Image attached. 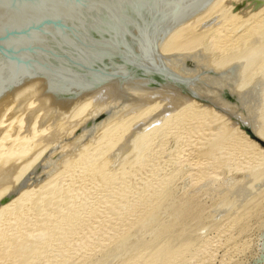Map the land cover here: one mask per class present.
I'll list each match as a JSON object with an SVG mask.
<instances>
[{
	"label": "rangeland",
	"instance_id": "rangeland-1",
	"mask_svg": "<svg viewBox=\"0 0 264 264\" xmlns=\"http://www.w3.org/2000/svg\"><path fill=\"white\" fill-rule=\"evenodd\" d=\"M254 1H256V4ZM225 6L222 7L220 12H224L225 10L226 12H224L223 14H220V12H215V14L213 13V15L210 16L206 21L202 22L201 25L195 28V30L192 32V35L191 33H188L189 36H187V34H183V37L185 36V38L182 39L183 41H178V44L174 45L176 47L172 48L167 52L166 55H164V58L166 57L168 59H171L174 55L175 56L173 58L182 57V60L183 58H185V60H183L182 62H186H184L183 65L178 68L179 72L174 71V74L183 79H195L196 81L198 80L200 84L202 83L201 85L204 86L203 91L199 92L198 94V96H202L200 97V103L204 105L212 104L215 109L211 108L210 106L205 107L204 105H201L199 103L196 104L200 107L204 106L205 108L210 110V112H212L214 116L218 117V120H216L215 117H211L210 119V116L207 118V115H202L203 117L200 116L198 117L200 119H197L195 121V124L198 126L197 128L201 130L202 133L200 134V136H197L199 137V139L197 138V141L195 140L197 143L195 142V145H193V143L190 148H193L192 151H195V148V155L197 153L198 159L201 158L200 160H202L203 163L205 162L203 170H198L200 173L196 171L197 174H195L193 171V174L192 171H188L185 167H180V169L177 167L178 170L175 168L177 165L174 162L176 158L178 160L181 157L179 155L188 152V150L190 149L187 146L188 150H184L186 147L181 145L179 142L178 145L175 138L171 137V139H167L168 143H165V148L162 147V150L160 149L163 153L168 152V155L162 154L165 155L163 156L164 158H162V161H165V164L163 166L159 167L160 164L156 163L158 164V166L156 167L162 169V172L158 173L159 178L157 174V180H162L165 175H167L165 179H170L173 173H176L175 177L177 179H175V182H173V179L172 184L170 185V189L164 192L163 197L166 198L164 201L165 204H162L161 206L162 208L163 206L174 202L175 204H173L177 208H175V211H170L166 215L167 218H165L166 216L163 215L160 219L163 218L162 220H165L166 225L169 221L171 222V224L173 223L172 227L168 230V233H174L175 240H178V245L184 242L182 241V238L184 237L185 241H187V238H189L188 240L192 241V247L196 248L198 246V250L199 245L202 246V244L205 242L202 248L206 253L201 252L203 251L202 248L201 251H197V253L202 254L198 257L199 259L201 258L200 260H202V262L198 264H264V154L259 153V155H256L257 153H254L255 155L252 154L253 157L250 156L249 159H244L242 157L239 159L237 158L239 151L244 152L243 150L245 148V150H249V147L251 148V146L255 149L264 151V147L246 133V129H248L250 132H252L256 139L264 142V35L261 34L262 41L259 40L261 41L259 42L260 44L258 43L259 47H256L251 46V44L249 43L250 39H248V35H246L248 34V32L246 31V25L238 23L237 26H233V31L230 29L229 31H223V29L226 28L223 26L227 19L232 20L233 18L232 21H228V23L232 22L233 24V22L235 23V21L237 22V20H240L241 17L247 16V14H252L254 12H264V0H259V2L258 0H228L226 1ZM228 15H231L232 17L229 16V18H227ZM224 19L225 21H223ZM220 22H222V24ZM221 31L227 36H229L228 34L232 31L234 37H238L237 42H240L239 44L237 43L238 46L235 45L236 47L234 46V48H229L230 51H227L225 49L227 47H222V42H220L221 40L219 39L223 35L220 34ZM232 33H230L229 36L230 38L232 37L231 39H233ZM226 35H223L222 37H227ZM229 37L227 38L229 39ZM227 38L224 39L228 40ZM242 39L243 41H240ZM182 43L185 44L183 45V48L181 47ZM261 46H263V48ZM259 48H261V50ZM202 58L203 61L206 60L204 61V63L202 61ZM205 63H207L206 66ZM168 66L170 67V64H168ZM235 69H238V71L240 69L241 71L242 77L241 75L237 76L240 80H238V78L235 76L229 77V75L232 73V71H235ZM234 80H236L235 83ZM195 96L198 97L197 95ZM163 107V105H159L157 102H154L151 105L138 110L133 115L126 116L130 118L132 116L138 115L139 113L138 117L132 122L128 130H122L119 132V134L112 135L113 137L110 136V138L108 139L104 138L106 136L101 134L103 131L97 132L96 135H94L95 138H97L93 142L92 146H81L80 150L83 152H81L80 154L79 152H76V155L78 156L73 161H70L68 157L63 158L60 169L52 174L49 178L44 180L37 188L32 191L21 190L19 194L10 202L5 205H0V222L4 221L9 225L7 230L3 231L8 232L9 237H7L6 240L0 238V264H127L132 258V255L136 254L143 244L150 242L152 240L151 237L154 236L152 235L154 231L150 229L151 226L149 227V225L141 226L142 224L146 223L148 219L141 221L142 223L138 224V222L136 223V220H138L136 218V220L134 219L133 223L129 225V222L127 224L123 222V219H125L123 218V213H126L127 210L125 209L129 208L128 206H131L133 201L137 199V196L135 195V193L137 194V192H134L133 190V187L135 188L136 185L131 186L132 182L135 183V181H133V177L137 173L136 169L151 171L152 166H149L150 163L152 164L153 161L156 162L157 157L161 155V151H159L160 153L158 152L159 154H153L154 152H157V148H153L154 150L152 149L151 152L150 146L145 147L144 143L149 138L150 132L156 127L160 126L162 122L165 121L166 118H168V115H166L162 119L163 121L161 120L162 122L146 129L145 131L135 136L133 141L132 154L125 153L122 156L112 159L108 164H103V161L115 150L117 144L122 140V134L124 135L125 132H129L135 124L145 120L150 116L155 115ZM144 109L145 111H143ZM140 111H142V113ZM104 112L105 111L101 112V114H104ZM204 116L206 118H204ZM187 117L188 116H186L185 118L187 119ZM88 119L83 123L87 122ZM83 123L79 124V127L77 126L71 134L66 135L65 138L59 140V142L57 143L73 138ZM220 123H222V125H220ZM158 131L159 130L154 132L155 134L151 138L152 144H154L158 140V137L160 138L161 136L159 135ZM210 131L211 133H209ZM235 132H238L237 134H240L242 137H244V139L246 138V141L250 139L249 143H245V141H243L242 143V141H239L235 136ZM156 133H158L159 136ZM207 133H209V135ZM7 135L8 130L5 131L2 136L6 137ZM154 138H156L157 140ZM34 139L35 137H30L31 141H29L28 143L34 141ZM153 139L155 142L153 141ZM182 141L181 143H183ZM57 143L45 148L44 151H42L38 156L32 159L28 167L24 169L23 173H21L18 179H16L17 181L15 183V186L11 189H3L0 191V200L9 195L17 187L21 180L38 164L42 157L52 147H55ZM86 143L87 142H84V144ZM76 144V146H78L79 142H77ZM99 144H102L103 146L101 153L102 156L100 157L93 154L92 150L94 146L97 147L99 146ZM63 145L64 143L60 144V146ZM69 145L67 147L65 146L59 148L56 154H59L60 152L64 153L66 150H72L73 146L70 145L72 146L70 147ZM247 145L249 147H247ZM10 148H13L12 144L10 145ZM168 150H172L173 153H171L170 151L169 154ZM5 151L6 149H4V145L0 146V156ZM175 155H177L179 158L177 156L176 158H174ZM172 156L174 160L173 162L171 160ZM90 160L93 161V164L89 167L88 163L90 162ZM44 163L45 161H42L40 164L44 165ZM57 163L59 162H56V164ZM171 163H174L176 165L172 164L174 166H170ZM84 165H86L88 169V172L85 173L86 178H100L97 179L96 183L102 182L101 178L104 181L105 179H109L112 176L127 177L128 181H126V185L130 186V188L132 189L128 187V189L125 188L126 185L121 187V189L124 193V189L126 191L128 190L130 193H128V191L126 192L128 193V196L127 194L125 195L120 191L119 192L121 194L119 192H114L116 194H112V192H108L107 189L110 188L108 187L106 190H104L105 192H103V190L101 193L99 192L98 199L97 197L92 196L95 195L92 192L91 195L89 193L90 196H87L88 202L89 197H91L92 199L90 201L93 202L94 212L88 211V214H85V212L83 214L80 213L81 211H79V213L75 209L74 211L73 208L72 210L71 208L69 209L64 205L65 203H62L61 201V192H56L53 187L54 185H58L59 182L65 179V177L69 176V174H72L74 171H76L77 167H83ZM49 169H52V166H50ZM49 169H42L36 175H30L29 179L34 178V176L35 179H40L43 175L49 172ZM70 171L73 172L68 173ZM190 174H193V179L192 177H189L191 176ZM129 180L131 183L129 182ZM32 183L33 180H30L29 182H27V185H31ZM119 194L122 197H120ZM87 197L85 199H87ZM119 197L121 201L118 200L120 202H117V198L119 199ZM126 197H131L128 198L131 202H129L130 204L126 202L128 201L127 199H125ZM121 198H124L125 200ZM23 200L24 202L22 203ZM122 206L124 208H122ZM56 208L58 209L57 211L55 210ZM118 208L124 210L121 211L120 209L118 210ZM161 208H158L154 211L156 212ZM82 210L87 211V209ZM9 212L12 214L11 218H13V216L15 217L14 221L12 222L5 219L7 213ZM97 212H101V217L99 216V214H97ZM45 213H51L52 215L46 218ZM55 213H57V216L60 218L57 219L55 217ZM121 213L123 216L121 215ZM97 215L99 216V218H97ZM172 215L175 218L171 217ZM115 216L119 217H117L118 220L115 219ZM74 217H80L79 219L84 217L85 222L89 224H84L83 231L85 229V234L82 231V236L84 234V239L88 238L89 241L87 239L86 240L89 242V244L85 243L84 246L86 248L81 249L80 253L83 254L78 255V257L72 256L73 254L70 256L71 253H68V255L66 250L62 248V244H65L68 241L67 237L65 238L61 236L58 231L55 235L56 228L63 226L68 227L70 225L68 223L69 220ZM166 219L169 220L167 221ZM33 220H35V224L33 223L34 225H26L27 223L31 224ZM162 220L159 221L160 225L158 222V225H156L155 227L154 224V227H152V229L155 230L157 226L160 228L163 227L161 226V223L163 225L165 224L164 221L162 222ZM176 220L178 221L176 222ZM25 222L26 224H24ZM101 222L102 224H100ZM177 223H179L180 225ZM135 225L138 226L136 227ZM86 226L88 230L85 228ZM121 226L123 229L121 228ZM118 227H120L121 229L119 230ZM144 227L148 229L143 230ZM149 229L151 230V233ZM157 230L155 231L157 232ZM186 230H188V232H186ZM119 231L121 234L119 233ZM224 231L226 232V235L224 234ZM221 232H223L225 236L228 235V237H226L227 239L224 238L225 236L219 238V233ZM87 233H90L91 235H87ZM58 234L64 239H62L60 236H57ZM92 234L93 237H91ZM149 234H151L152 236H150ZM180 236L181 239L179 240ZM96 237L98 239H96ZM94 239L96 240V242ZM212 239H214L215 241H208H211ZM207 241L209 243H207ZM71 243H68V245L70 244V247H78L77 242H75L77 244H75L74 242ZM95 244L96 246H94ZM205 244L207 248L205 247ZM227 246L231 248L229 251H232L233 253H230L228 251L230 253L229 254L226 252L228 250ZM134 249L136 250V252L134 251ZM92 250H95V252L93 251V253ZM234 253L236 254L234 255ZM67 255L68 257H66ZM231 255L234 256L231 257ZM19 256H23L24 261H20ZM211 258L214 259L212 260ZM229 258H232V260ZM204 259H206V261ZM43 260L49 261H45L44 263ZM181 262L182 264H186V262L184 263V261Z\"/></svg>",
	"mask_w": 264,
	"mask_h": 264
},
{
	"label": "water",
	"instance_id": "water-1",
	"mask_svg": "<svg viewBox=\"0 0 264 264\" xmlns=\"http://www.w3.org/2000/svg\"><path fill=\"white\" fill-rule=\"evenodd\" d=\"M213 1L0 0V107L27 104L35 122H56L97 95L91 117L74 137L52 147L0 205L21 190L37 188L60 169L63 158L73 161L76 152H83L80 147H91L97 138L93 136L117 117L122 120L154 102L164 103L158 113L135 124L103 164L132 154L135 136L190 103L187 82L166 67L159 49L175 28ZM246 133L264 147L252 132ZM73 142L79 145L56 154ZM42 169L49 172L29 179Z\"/></svg>",
	"mask_w": 264,
	"mask_h": 264
},
{
	"label": "bare ground",
	"instance_id": "bare-ground-1",
	"mask_svg": "<svg viewBox=\"0 0 264 264\" xmlns=\"http://www.w3.org/2000/svg\"><path fill=\"white\" fill-rule=\"evenodd\" d=\"M226 1L228 0H214L210 6L203 12L201 13L200 15L190 19L189 21L183 23L182 25L178 26L177 28H175L166 38L165 40L162 42L161 46H160V49H159V52L160 54L163 56V62L165 63L166 67L174 73V71H178V68L183 65L184 62H182L183 60H185V58H183L182 60V57H177V58H170L172 59H168V58H164V55L167 54L168 51H170L172 48H175L176 46L174 45H177L178 44V41L179 42H182L185 38V36L183 37V34H187V36H189L188 33H191L192 35V32L195 30V28L199 25H201L202 22L206 21L210 16L213 15V13L215 14V12L219 13L220 10L222 9L223 6L226 5ZM255 4H256V1H254ZM259 2V0H258ZM225 4V5H224ZM226 7V6H225ZM224 7V8H225ZM223 8V10H224ZM226 9V8H225ZM226 12V10L224 11ZM224 12H220V14H223ZM216 13V14H217ZM219 15V14H218ZM229 16L231 15H228L227 18H229ZM232 17V16H231ZM226 18V19H227ZM231 20V19H230ZM229 19H227V21L225 22L224 26L223 27H226L225 29H223V31H229L234 29L235 26H237V24H242V25H246L247 26V32L248 34V39H250V44L251 46H256V47H259V42H261L262 38L261 36L264 35V12H254L252 14H247V16H244V17H241L240 20H237V22L235 21V23L232 22L231 23H228V21L230 22ZM233 20V18H232ZM231 20V21H232ZM225 21V19L223 20ZM222 21V22H223ZM222 22H220L222 24ZM227 23V24H226ZM216 24V23H215ZM234 26V27H233ZM215 27V26H214ZM228 27V28H227ZM222 28V27H220ZM243 28V27H242ZM222 30V29H221ZM233 31V30H232ZM232 31L230 33H232ZM230 33L228 34L230 36ZM220 34H223L222 31ZM262 34V35H261ZM223 35H226L225 33ZM222 35V36H223ZM233 35V33H232ZM231 35V36H232ZM243 35V34H242ZM220 37L219 39L221 40L220 42H222V47H227L225 48L227 51L229 50V48H234L235 45L238 46V44L240 42H237V38L234 37L233 35V39H231L229 36V39L227 37L224 36V38H227L228 40L224 39L223 37ZM235 38V39H234ZM246 38V37H245ZM260 38V39H259ZM244 39V38H243ZM240 40V41H243ZM247 39V38H246ZM264 39V38H263ZM182 40V41H180ZM231 40V41H230ZM239 40V39H238ZM261 40V41H259ZM186 41V40H184ZM248 41V40H246ZM217 42V41H216ZM238 43V44H237ZM242 43V42H241ZM259 43V44H258ZM264 43V41H263ZM180 44V43H179ZM219 44V43H218ZM185 45L184 43L181 44V47L183 48ZM188 45V44H187ZM212 45V44H210ZM258 45V46H257ZM241 46V44H240ZM243 46V45H242ZM250 46V45H249ZM187 47V46H186ZM213 47V46H212ZM236 47V46H235ZM263 48V46H261ZM261 50V48H259ZM264 49V48H263ZM230 51V50H229ZM217 52V51H216ZM220 52V51H219ZM179 55V54H178ZM191 57V56H190ZM198 57V56H196ZM260 57V56H259ZM202 61H203V58H202ZM206 61V60H204ZM203 61V63H204ZM192 63V62H191ZM200 63V61H199ZM208 63V62H207ZM205 63V66L206 64ZM168 64H170V67L168 66ZM202 66V65H201ZM200 66V67H201ZM242 68V67H241ZM201 69H204V68H201ZM187 70V69H186ZM192 70V69H191ZM242 70V69H241ZM182 71V70H181ZM196 71V70H195ZM176 73V72H175ZM193 73V72H192ZM202 73V72H201ZM188 74V73H186ZM191 74V72H190ZM243 74V73H242ZM257 74V73H256ZM241 75V71L239 69L235 71H232V73L229 75V77H237V76H240ZM202 76V75H201ZM199 76V77H201ZM234 77V78H235ZM242 77V75H241ZM238 78V77H237ZM236 79V78H235ZM187 84H188V87H189V93H190V98H191V101L190 103L182 106L181 108L173 111L172 113L168 114V118H166L165 121H161L162 124L158 127H156L155 129H153L151 132H150V136L149 138L145 141L144 145L145 147H149L150 146V150L152 152V149L153 148H157V152H154L153 154L155 153H158L159 151L162 150V147L165 146V143H168V140L171 139V137L175 138L177 140V144L178 142L185 146L183 149L184 150H188L187 146L190 148V146L193 144L195 145V142L197 141V138L199 139V137H197L198 135L200 136V134L202 133L201 130H199L197 127V125L195 124L196 120L200 119L198 117L202 116V115H207V118L210 116V119L211 117H215L216 120H218V117L217 116H214L212 114V112H210V110H208L207 108H205L206 106H210L211 108H214V106L211 104V105H204V104H201L200 103V97H202L201 95L198 96L199 92L203 91V85H201L199 83V81L197 80H192V79H184ZM238 80H240L238 78ZM236 80H234V83H235ZM202 82V81H201ZM232 82V81H231ZM216 83V82H215ZM219 83V82H218ZM237 83V82H236ZM233 84V83H232ZM206 85V84H205ZM209 86V85H208ZM218 86V85H217ZM204 93V92H203ZM217 93V92H216ZM195 95H197L198 97H196ZM97 98V95H94L80 103H78L74 108H72L62 119L56 121V122H50L49 120H47L46 118L38 121V122H35V117H34V111L32 110V108L27 105V104H24V105H7V106H1L0 107V146L4 145V149H6L5 152L2 153V155L0 156V191L3 190V189H11L15 186V183H16V179H18V177L21 175V173H23V170L26 169L28 167V165L30 164V162L32 161V159H34L36 156H38L42 151H44L45 148L47 147H50L52 146L53 144L59 142V140L65 138L66 135L68 134H71L74 129L81 123H83L84 121H86L88 118L91 117L93 111H94V107L92 105V102ZM221 101V100H220ZM111 102V100H107L106 103H109ZM159 105H163L164 106V103L162 102H157ZM201 104V105H204L202 107L198 106L197 104ZM104 104V101H101L100 103V106H103ZM221 104V103H220ZM98 103H95V106H97ZM217 106V105H216ZM218 107V106H217ZM215 109V108H214ZM145 111V109L143 110ZM103 112V111H101ZM142 113V111H140ZM139 115V113H138ZM138 115L136 116H132L130 118L128 117H125L124 119L120 120L119 117H117L114 121H112L111 123L105 125L102 127V129H100L98 132L100 131H103L101 134L105 135L106 139L110 138V136L112 135H116V134H119L120 131L122 130H128L130 128V125L132 124V122L138 117ZM186 116L187 119L185 118ZM184 117V118H183ZM197 117V118H195ZM203 117V116H202ZM204 118H206L204 116ZM212 118V119H213ZM220 119V118H219ZM120 120V121H119ZM205 120V119H204ZM208 120V119H207ZM221 121V120H220ZM223 121V120H222ZM198 122V121H197ZM200 122V121H199ZM213 123V121H212ZM217 123V122H216ZM209 125V124H208ZM212 125V124H211ZM220 125H222V123H220ZM205 126V125H204ZM79 127V126H78ZM222 127V126H221ZM216 128V127H215ZM8 130V135L6 137H3L2 135L5 133V131ZM157 130L160 138L158 137V140L156 138L157 141L155 142L154 139L153 141L155 142L154 144L151 143V138L153 137V135L155 134L154 132H156ZM213 130V129H211ZM232 130V129H231ZM208 132V131H207ZM213 132V131H212ZM215 132V131H214ZM217 132V131H216ZM3 133V134H2ZM128 132H125V134L123 135L122 134V138L127 134ZM153 133V134H152ZM158 133H156L158 135ZM211 133V131L209 132ZM209 133H207L209 135ZM236 133V137L239 141H245V143H249V140L246 141V138L244 139V137H242L240 134H237L238 132H235ZM206 134V133H205ZM156 135V137H157ZM158 135V136H159ZM234 136V137H235ZM30 137H35L34 141L28 143L30 140ZM113 137V136H112ZM203 137V136H202ZM93 138H95V136H93ZM168 139V140H167ZM184 140V141H182ZM196 140V141H195ZM181 141L183 143H181ZM201 141V139H200ZM224 141V140H223ZM199 142V141H198ZM77 143V142H76ZM75 142L73 144H70L72 146V149L75 148V146L77 145ZM197 143V142H196ZM204 143V142H202ZM224 143V142H223ZM244 143V144H245ZM251 143V142H250ZM12 144V147L13 148H10V145ZM87 144V143H86ZM185 144V145H184ZM199 144V143H198ZM179 145V144H178ZM222 145V144H221ZM224 145V144H223ZM251 145V144H249ZM87 146H90V145H87ZM176 146V145H175ZM181 146V147H183ZM226 146V145H225ZM77 147V146H76ZM144 147V148H145ZM194 147H197V146H194ZM240 147V146H239ZM247 147H249L247 145ZM102 144H99V146H94L93 147V154L95 155H98L99 157L102 156ZM143 148V150H144ZM165 148V147H164ZM244 148V147H243ZM71 149V148H70ZM161 149V150H160ZM181 149V148H180ZM192 147L188 150V152H185L183 155H179L181 156L180 158L175 155L174 158H176V156L179 158L177 160L174 161L173 160V156L171 158L172 162L174 161L176 164L174 163H171L170 166H174L176 165V169L178 170V168L180 169V167H185L188 171H194L195 174H197V172H199L198 170H203V166L205 165V162L203 163L202 160L198 159L197 157V153L195 155V151L196 149L194 148L195 151H192ZM224 149V148H223ZM239 149V148H238ZM246 149V148H245ZM243 150L244 152H240L239 150V154L237 155V158H248L250 156L253 157L252 154L254 153H257L256 155H259V153L261 154H264V151L263 150H260V149H255L251 146V148L249 147V150ZM91 150V151H92ZM154 150V149H153ZM164 150V149H163ZM182 150V149H181ZM229 150V149H228ZM231 150V149H230ZM242 150V149H241ZM169 151V154H170V151L171 153L172 150H168ZM233 151V150H232ZM235 151V150H234ZM106 152V151H105ZM160 153V152H159ZM158 153V154H159ZM168 153V152H167ZM167 153H163L161 151V155L157 157L156 159V162L153 161L152 164L150 163L149 166H152V169L151 171H148V170H143V169H136L137 170V173H136V177L134 176L133 177V181H135V183L132 182V185H136V187L134 188L133 187V190L134 192H137V194L135 193V195L137 196V199L138 201L134 200L132 205L131 206H128L129 208L125 209L127 210L126 213H123L124 216L123 219L124 223H128L129 225H131V223H133L134 219L136 220V218L138 220H136V223L138 222V224L142 223L141 221H144L146 219H148V221L144 224H142L141 226H146V225H149V227L151 226V230L154 231V233L152 235L149 234L151 237V241L150 242H147L145 244H143L140 249L138 250L137 248V253L136 254H133L132 255V258L130 259V261L127 263V264H182L181 261H184V263L187 261L188 264H198L200 262H202V260H200L198 257L199 255L201 256L202 254H199L197 253V251H201V248L203 247L204 243L202 244V246L199 245V250L197 249L198 246L196 248L192 247L191 244H192V241L188 240L189 238H187L185 241V237L182 238V242L180 245L177 244V241L175 240V235L172 231L173 234H169L168 230L172 227V224L171 222H167L168 224L166 225L165 224V220H162L160 219L163 215H167L170 211H175V203H170L168 205H165L161 208L162 204H165L164 201L166 198L163 197V194L164 192H166L168 189H170V185L172 184V181L174 179L173 182H175V179H176V173L172 174V177H170V179H165L167 177V175H165V177L162 179V180H157V174L158 173H161L162 172V169L159 168L161 166H163L165 163V161H162V158H164L163 156H165ZM223 153V152H222ZM145 154V153H143ZM150 154V153H148ZM162 154H165V155H162ZM229 154V153H228ZM168 155V154H167ZM172 155V154H171ZM255 155V154H254ZM93 157V156H92ZM251 157V158H252ZM263 157V156H262ZM155 158V157H154ZM153 158V159H154ZM166 158V157H165ZM208 158V157H207ZM229 158V157H228ZM206 159V158H205ZM161 160V161H160ZM165 160V159H163ZM167 160V159H166ZM210 160V159H209ZM208 160V161H209ZM243 160V159H242ZM257 160V159H256ZM231 161V160H230ZM261 161V160H260ZM235 162V161H233ZM241 162V161H240ZM160 164L159 167H156L158 166V164ZM167 163V162H166ZM251 163V162H250ZM261 163V162H260ZM59 163H57L58 165ZM93 164V161L90 160V162L88 163L89 167ZM174 164V165H172ZM247 164V163H246ZM87 165V166H88ZM242 165H243V162H242ZM154 167V168H153ZM178 167V168H177ZM165 168V167H164ZM167 168V167H166ZM169 168V167H168ZM171 170V169H170ZM144 171V172H143ZM175 171V170H174ZM187 171V172H188ZM197 171V172H196ZM73 171H70L68 173H71ZM88 172V169L86 167V165H84L83 167H77L76 168V171H74L72 174H69V176L65 177V179L61 180L59 182L58 185H54V189L56 190V192H61V196H62V203H65L64 205L66 207H68L69 209L73 208V210H77L78 213L79 211H81L80 213H83L85 212V214H88L90 212L93 211L94 209V206H93V202H91L90 200L91 197H89V202H88V197L87 196H90L92 193H94L95 195H92V196H95L97 197L98 199V195H99V192L101 193L102 190L103 192H105L104 190H106L108 187L107 190L108 192H112V194L114 192H123L121 187H123L124 185L127 184L126 181H128L127 177H123V176H112L111 178L109 179H105L103 181V179L101 178V181L102 182H97V179H100L99 177L96 178H86L85 177V173ZM164 172V171H163ZM186 172V171H185ZM202 172V171H201ZM193 173V174H194ZM200 173V172H199ZM189 174V173H188ZM193 174H190L191 176L189 177H192ZM164 175V174H163ZM179 175V174H178ZM177 175V176H178ZM197 176V175H196ZM68 178V179H67ZM158 178H159V174H158ZM186 178V177H185ZM193 179V177H192ZM132 180V179H130ZM129 180V182H130ZM177 180V179H176ZM126 182V183H125ZM101 183V184H100ZM131 183V182H130ZM98 185V186H96ZM99 185H102V186H99ZM94 186V187H93ZM103 187V188H102ZM130 188V186H127L125 188ZM102 188V189H101ZM120 188V189H119ZM127 188V189H128ZM110 189V191H109ZM132 189V188H130ZM132 190V191H133ZM125 191V195L127 194L128 196V193H130L128 190V193H126L127 191L124 189ZM131 191V192H132ZM92 192V193H91ZM107 192V191H106ZM107 192V193H108ZM119 192V193H120ZM90 193V195H89ZM109 194V193H108ZM116 194V193H114ZM121 194V193H120ZM119 194V195H120ZM124 194H123V197H124ZM107 195V194H106ZM131 195V194H130ZM104 196V195H103ZM117 196H118V193H117ZM132 196V195H131ZM134 196V194H133ZM135 196V197H136ZM87 197V199H85ZM100 197V196H99ZM110 197V196H109ZM120 197H122L120 195ZM120 197L119 199L117 198V202H120ZM113 198V197H112ZM128 198H131V197H128ZM127 197L125 199H127L128 201V204H130L131 202L129 201ZM94 199V198H93ZM96 199V198H95ZM101 199V198H100ZM121 199H124V198H121ZM124 199V200H125ZM120 200V201H118ZM133 200V199H132ZM95 201V200H94ZM24 202V200L22 201V203ZM106 202V201H105ZM116 202V201H115ZM130 202V203H129ZM178 203V202H177ZM240 203V202H239ZM120 204V203H118ZM122 204V203H121ZM127 204V205H128ZM160 204V205H158ZM174 205V206H173ZM125 206V205H124ZM178 206V205H177ZM96 207V206H95ZM108 207V206H107ZM119 207V205H118ZM126 207V206H125ZM98 208V207H97ZM111 208V207H109ZM121 208V206H120ZM118 208V210L120 209ZM122 208H124L122 206ZM158 208H161L160 210L158 211H154ZM82 209H87L86 210H82ZM99 209V208H98ZM257 209V208H256ZM56 211L58 210L57 208L55 209ZM74 210V211H75ZM121 210V209H120ZM124 209H122L121 211H123ZM76 211V212H77ZM99 211V210H97ZM101 211V210H100ZM104 211V210H103ZM108 211V210H107ZM110 211V210H109ZM120 211V212H121ZM4 212V211H3ZM18 212V211H17ZM16 212V213H17ZM94 212V211H93ZM102 212V211H101ZM101 212H97V214H99V216L101 217L100 213ZM106 212V211H105ZM104 212V213H105ZM14 213V212H13ZM15 213V215H16ZM103 213V212H102ZM117 213V212H116ZM91 214V213H90ZM89 214V215H90ZM175 214V213H174ZM234 214V213H233ZM52 215L51 213H45V217L47 218L48 216ZM58 214L55 213V217L58 219L60 217L57 216ZM95 215V214H94ZM114 215V214H113ZM118 215V214H117ZM176 215V214H175ZM12 214L9 212L7 213V216L5 217V219L7 221H14L15 217L13 216V218H11ZM98 216V215H97ZM99 216L97 218H99ZM121 216V217H122ZM234 216V215H233ZM236 216V215H235ZM107 217V215H106ZM116 217V216H115ZM114 217V218H115ZM118 217V216H117ZM117 217L115 219H117ZM173 217V215L171 216ZM178 217V216H177ZM80 218V217H79ZM78 217H74V218H71L69 220V224L70 225L67 227V226H63V227H58L55 229V235L57 233V231L60 233L61 236L63 237H67V240L71 243V242H77L75 244L78 245V247L76 248V246H71L70 247V244L68 245V241L65 243V244H62V248L64 250H66L67 254L68 253H71L70 256H74V257H78V255H82L83 253H80L81 249H85L86 247L84 246L85 243H88L89 244V240L88 238L84 239V231H83V228H84V224L86 225L87 223L85 222L84 220V217L79 219ZM96 218V217H95ZM119 218V217H118ZM167 218V216L165 217ZM169 218V217H168ZM175 218V217H173ZM104 219V218H103ZM114 219V220H115ZM121 219V220H122ZM170 219V218H169ZM168 219V220H169ZM241 219V218H240ZM95 220V219H94ZM101 220V218H100ZM118 220V219H117ZM162 222L164 221V224L163 225L161 223V226L163 227H158V230L157 228L155 230H157V232L152 229V227H154L153 225L155 224V227L156 225H158L157 223L159 221ZM167 220V219H166ZM167 220V221H168ZM112 221V219H111ZM116 221V220H115ZM174 221V220H173ZM178 220H176L177 222ZM35 220L32 221L31 224H26V222L24 224L26 225H34L35 223ZM85 222V223H84ZM110 222V221H109ZM109 222H108V225H109ZM118 222V221H117ZM122 222V223H123ZM34 223V224H33ZM121 223V222H120ZM120 223H119V226H120ZM184 223V222H183ZM102 224V222L100 223ZM106 224V223H105ZM113 224V222H112ZM111 224V225H112ZM125 224V225H126ZM175 224V223H174ZM179 224V223H177ZM181 224V222H180ZM179 224V225H180ZM186 224V223H185ZM238 224V223H237ZM241 224V223H240ZM38 225V224H37ZM40 225V224H39ZM45 225V224H44ZM89 225V224H87ZM115 225V224H114ZM159 225H160V222H159ZM176 225V224H175ZM8 223L7 222H4V221H1L0 222V238H3L6 240L7 237H9V234L8 232H3V231H6L7 228H8ZM23 226V224H22ZM43 226V225H42ZM93 226V225H92ZM95 226V225H94ZM99 226V224H98ZM113 226V225H112ZM136 226V225H135ZM138 226V225H137ZM136 226V227H137ZM183 226V225H182ZM190 226V225H189ZM188 226V227H189ZM33 227V226H32ZM45 227V226H44ZM43 227V228H44ZM96 227V226H95ZM94 227V228H95ZM116 227V226H115ZM124 227V225H123ZM130 227V226H129ZM128 227V228H129ZM148 227V226H147ZM186 227V226H185ZM225 227V226H224ZM229 227V226H228ZM231 227V226H230ZM87 229V226L85 227ZM89 228V226H88ZM114 228V227H113ZM117 228V227H116ZM115 228V229H116ZM122 228V226H121ZM120 227H118V229L120 230L121 229ZM138 228H141V227H138ZM143 228V227H142ZM187 228V227H186ZM226 228V227H225ZM91 229V228H90ZM97 229V228H96ZM102 229V228H101ZM123 229V228H122ZM145 229H148L146 227H144L143 230ZM149 229L150 233H151V230ZM184 229V228H183ZM88 230V229H87ZM106 230V229H105ZM111 230V229H110ZM114 230V229H113ZM126 230V229H125ZM124 230V231H125ZM181 230V229H180ZM219 230V229H218ZM226 230V229H225ZM82 231H83V236H82ZM103 231V230H102ZM140 231V230H139ZM147 231V230H146ZM185 231V230H184ZM227 231V230H226ZM186 232H188V230H186ZM81 236H80V234ZM90 233H91V230H90ZM90 233H87L90 234ZM108 233V231H107ZM110 233V231H109ZM120 233V231H119ZM180 233V231H179ZM183 233V231H182ZM182 233H181V236H182ZM204 233H205V230H204ZM121 234V233H120ZM167 234V235H166ZM224 234L226 235V232L224 231ZM223 234V232L219 233L220 237L221 238L222 236L224 237L225 235ZM59 234L57 236H60ZM91 235V234H90ZM89 235V236H90ZM106 235V234H105ZM111 235V234H110ZM117 235V234H116ZM178 235V234H177ZM180 235V234H179ZM60 236V237H61ZM78 236V237H76ZM86 236V235H85ZM97 236V235H96ZM99 236V235H98ZM108 236V235H107ZM118 236V235H117ZM121 236V235H120ZM181 236L179 237V240L181 239ZM216 236V235H215ZM59 237V238H60ZM93 237V234L92 236ZM105 237V236H104ZM109 237V236H108ZM119 237V236H118ZM117 237V238H118ZM228 237L225 236L224 238ZM62 238V237H61ZM60 238V239H61ZM95 238V237H94ZM101 238V237H100ZM114 238V237H113ZM64 239V238H62ZM61 239V240H62ZM96 239H98L96 237ZM103 239V238H102ZM116 239V238H115ZM210 239V238H209ZM227 239V238H226ZM61 240H60V244H61ZM95 240V239H94ZM105 240V239H104ZM205 240V239H204ZM203 240V241H204ZM217 240V238H216ZM64 241V240H63ZM209 242H213L215 241L214 239H212L211 241L208 240ZM207 241V243H209ZM59 242V241H58ZM91 242V240H90ZM96 242V240H95ZM100 242V241H99ZM115 242V241H114ZM176 242V243H175ZM181 242V241H180ZM223 242V241H222ZM73 243V244H74ZM72 244V243H71ZM113 244V243H112ZM233 244V243H232ZM59 245V244H58ZM209 245V244H208ZM207 245V246H208ZM227 245V244H226ZM52 246V245H51ZM84 246V247H83ZM87 246V245H86ZM96 246V244L94 245ZM247 246V245H246ZM205 247H206V244H205ZM215 247V246H214ZM228 247V246H227ZM242 247V246H241ZM94 248V247H93ZM207 248V247H206ZM216 248V247H215ZM223 248V247H222ZM235 248V247H234ZM233 248V250H234ZM247 248V247H246ZM205 249V248H204ZM231 248L228 247V250L226 251L227 253H229ZM98 250V249H97ZM203 250V248H202ZM49 251V250H48ZM62 251V250H61ZM83 251V250H82ZM95 252V250H92V252ZM134 251L136 252V250L134 249ZM214 251V250H213ZM229 251V252H228ZM238 251V250H237ZM93 252V253H94ZM97 252V251H96ZM100 252V251H99ZM201 252H204L206 253L204 250L201 251ZM232 252V251H231ZM230 252V253H231ZM90 253V251H89ZM208 253V252H207ZM229 253V254H230ZM233 253V252H232ZM98 254V253H97ZM228 254V255H229ZM236 253H234L235 255ZM69 255V254H68ZM68 255L66 257H68ZM210 255V254H209ZM208 255V256H209ZM233 255V256H234ZM64 256V255H63ZM88 256V255H87ZM96 256V255H95ZM206 256V255H205ZM227 256V255H226ZM231 255V257H233ZM20 257V261H24V258L23 256H19ZM90 257V256H89ZM183 257V258H182ZM203 257V256H202ZM210 257V256H209ZM230 257V256H229ZM23 260H22V259ZM57 258V257H56ZM65 258V257H64ZM63 258V259H64ZM182 258V260H181ZM37 259V258H35ZM50 259V258H49ZM61 259V258H60ZM67 259V258H66ZM75 259V258H74ZM79 259V258H78ZM203 259V258H202ZM212 259V258H211ZM214 259V258H213ZM212 259V260H213ZM232 260V258H229ZM58 260V259H57ZM56 260V261H57ZM73 260V259H72ZM85 260V259H84ZM83 260V261H84ZM206 261V259H204ZM230 260V261H231ZM45 261H49V260H45ZM45 261L43 260V262L45 263ZM26 262V261H25ZM63 262V261H62ZM73 262V261H72ZM181 262V263H179ZM186 262V264H187ZM65 263V262H64ZM41 264V263H40ZM76 264V263H75ZM99 264V263H98Z\"/></svg>",
	"mask_w": 264,
	"mask_h": 264
}]
</instances>
